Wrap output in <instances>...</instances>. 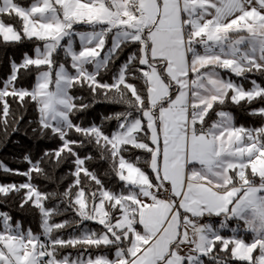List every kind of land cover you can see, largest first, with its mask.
I'll list each match as a JSON object with an SVG mask.
<instances>
[{
  "label": "snow or ice",
  "instance_id": "6c2138e0",
  "mask_svg": "<svg viewBox=\"0 0 264 264\" xmlns=\"http://www.w3.org/2000/svg\"><path fill=\"white\" fill-rule=\"evenodd\" d=\"M26 40L34 55L9 56L11 73L0 81V139L20 131L32 106L33 135L60 146L35 161L25 155V172L0 163L26 177L0 184V204L18 196L21 210L38 211L41 228L25 230L0 211V264H264V125L237 126L224 110L264 105V87L252 79L246 90L221 74L264 77V0H0V44ZM27 75L33 85L19 86ZM97 103L122 110L100 125L74 119ZM249 115L264 119V107ZM89 146L118 191L86 166L96 157L78 149ZM136 151L134 162L126 158ZM69 159L65 191H39L33 180L56 182L41 165L54 173ZM50 199L59 202L49 207ZM70 210L78 220H54ZM85 221L102 227L80 228ZM73 226L79 234L64 238L60 230Z\"/></svg>",
  "mask_w": 264,
  "mask_h": 264
},
{
  "label": "trees",
  "instance_id": "16d2710c",
  "mask_svg": "<svg viewBox=\"0 0 264 264\" xmlns=\"http://www.w3.org/2000/svg\"><path fill=\"white\" fill-rule=\"evenodd\" d=\"M24 1V3H23ZM22 6L27 5L25 0H17ZM18 26V25H17ZM34 44L32 41H25L22 44H0V81L5 79L11 73L8 57L12 56L17 63H20L23 59L24 53H28L30 56L34 55ZM111 46L110 39L107 41V47ZM132 49H126L124 53L120 56V59L116 61V65L119 66L124 62L128 53ZM228 74L231 79L236 83H242L244 88L250 89L252 87L250 81L255 79L257 83H259L262 87H264V77L253 74H246L249 79L245 80L243 77H236L232 73ZM110 75V74H109ZM109 75H105L104 79L108 80ZM110 82V80H109ZM34 83V75L24 76L22 80H18L17 84L23 87H31ZM2 83H0V87H2ZM81 95L87 96V92H81ZM264 107V105H260L257 102H253L251 105H246L244 101L241 102V105H232L228 104L224 110L229 111L234 116V122L237 126H244L245 128H259L264 125V119L261 117L249 115V112L252 108ZM122 108L118 105H112L107 103H97L95 106L84 113H81L79 117H76L77 122L83 121V126H89L92 122H95L97 125H100L102 122L103 116H108L113 114L114 112L121 111ZM12 111L17 112V114L25 113V110L22 109L18 104L12 103ZM37 118V113L32 106H28L27 111L24 115V120L21 122L20 131L14 133L8 139H0V163H3L8 168L13 170H19L20 172H25L29 168L27 162L24 161V156L29 155L33 161L40 158L43 155L45 150H55L60 146V141L56 138H45L39 139L32 133V127L36 125L33 124L31 126L28 125L27 121L29 119L35 121ZM215 118V117H214ZM116 121H105L104 122V130L106 132H111L116 128ZM73 139H80L78 135H73ZM81 157L86 154L96 157L95 161H86V166L90 168V170L95 171L97 175L104 182L105 187L118 191L120 189V184L117 182L116 178L109 174V165L106 161H102L99 159L97 152L92 149L90 146L82 149H78ZM142 155L139 151L126 154V158L133 161L135 160V156ZM42 167L49 170L50 174H53L56 182H49L43 178L33 180L39 189V191L44 193H49L53 191L63 192L70 185L74 179L71 172L75 170V166L71 163V159L63 164L60 168L56 169L54 173L51 172L49 164L44 163L41 165ZM141 167H145L141 164ZM26 177L22 175H14L11 173H5L0 170V184H21L24 183ZM75 192V189H73ZM58 200H48L46 201V205L51 207L58 203ZM20 198L18 196L13 195L7 202V204H0V211L9 212L13 217V223L15 221H20L23 228L26 230L31 228L34 233H40V216L38 211L35 208H28L25 206L24 210L19 208ZM64 205H61L63 208ZM79 219L75 215L73 211L67 212L63 216H55L54 220L56 222L63 220H73ZM73 227H66L63 229L65 232H70ZM2 228V224H0V229ZM62 233V232H61ZM70 233H67L64 236H70ZM74 235V234H72ZM65 238V237H64ZM71 253L68 248L64 249L62 254L67 255Z\"/></svg>",
  "mask_w": 264,
  "mask_h": 264
},
{
  "label": "rangeland",
  "instance_id": "374dc122",
  "mask_svg": "<svg viewBox=\"0 0 264 264\" xmlns=\"http://www.w3.org/2000/svg\"><path fill=\"white\" fill-rule=\"evenodd\" d=\"M26 1V3H27V5H25L24 4V7H28V6H30V4L32 3V2H34V0H25ZM23 3H24V1H23ZM83 30V29H82ZM27 41V40H26ZM108 41V40H107ZM107 41H106V45H107ZM75 47L77 48V49H79V47H80V45H79V41H78V38H77V40H76V44H75ZM61 59H63V57H61ZM226 73H230V72H225L224 70H221V74L222 75H225L226 77H230L228 74H226ZM249 74H251V73H249ZM234 75V74H233ZM231 78V77H230ZM234 82V81H233ZM219 218H216V220H218ZM85 226H87V228L89 229V230H97V231H99V229L102 227V226H100V225H98V224H96V223H94V222H90V221H85L83 224H81V225H79V227L80 228H83V227H85ZM232 227H235V224H232L231 225ZM0 231H3V226H2V228L0 229ZM61 232H62V234L63 235H66L67 233H70L71 235L72 234H74V235H78L79 234V232H78V230H77V227L75 226L74 228H72V230L70 231V232H65L64 230H60ZM222 234L223 235H226V236H230L231 235V233L230 232H227V231H223L222 232ZM66 239L69 237V236H64ZM250 236H246L245 237V239L246 240H250ZM68 250L71 252V254L73 255V256H75L76 255V249H73V248H68ZM233 264H237V262H233Z\"/></svg>",
  "mask_w": 264,
  "mask_h": 264
},
{
  "label": "crops",
  "instance_id": "0c3cea01",
  "mask_svg": "<svg viewBox=\"0 0 264 264\" xmlns=\"http://www.w3.org/2000/svg\"><path fill=\"white\" fill-rule=\"evenodd\" d=\"M214 219H216V218H214Z\"/></svg>",
  "mask_w": 264,
  "mask_h": 264
}]
</instances>
